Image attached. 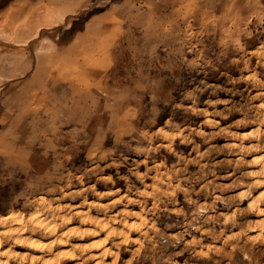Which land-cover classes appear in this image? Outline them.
<instances>
[{"label": "rangeland", "instance_id": "1", "mask_svg": "<svg viewBox=\"0 0 264 264\" xmlns=\"http://www.w3.org/2000/svg\"><path fill=\"white\" fill-rule=\"evenodd\" d=\"M262 104L264 0H0V214L118 196L104 264H264Z\"/></svg>", "mask_w": 264, "mask_h": 264}, {"label": "bare ground", "instance_id": "2", "mask_svg": "<svg viewBox=\"0 0 264 264\" xmlns=\"http://www.w3.org/2000/svg\"><path fill=\"white\" fill-rule=\"evenodd\" d=\"M203 121L211 124L213 119L207 116ZM253 129V134L260 130L264 133V126L258 125ZM158 131L170 133L163 129ZM252 132L248 131L249 136ZM258 140L249 142L247 147H254ZM242 146L244 147L243 144ZM253 160L255 172L249 188L255 184L261 189L251 197L247 205L251 209H260L264 206V151L253 157ZM152 187H155V183ZM115 191L96 193L102 198ZM38 199L40 202L45 201L44 196H39ZM118 199L115 196L108 202L87 200V207H76L71 214L59 211L45 213L39 209L28 213L20 209H10L0 214V264H65L68 260L72 261L71 264H86L88 259H95V264H104L107 257H112V261L117 260L120 245L131 239L132 232L139 230L144 221L141 211L133 208H125L112 214L93 208H105L108 203L118 202ZM257 216L259 217L255 219V223L261 226L262 233L264 216ZM109 237H115L117 241L114 239L116 242L109 244ZM85 239H89V242H81Z\"/></svg>", "mask_w": 264, "mask_h": 264}]
</instances>
